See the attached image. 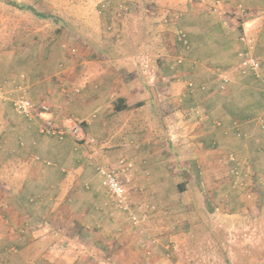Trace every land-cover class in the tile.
Masks as SVG:
<instances>
[{
    "label": "crops",
    "instance_id": "obj_1",
    "mask_svg": "<svg viewBox=\"0 0 264 264\" xmlns=\"http://www.w3.org/2000/svg\"><path fill=\"white\" fill-rule=\"evenodd\" d=\"M87 1L59 2L62 12L48 28L40 24L20 34L19 45L0 46V88L9 92L0 98V264H158L159 246L134 230L93 173L97 161L112 159L119 167L121 157L131 163L120 167L129 198L147 210L157 201L167 213L194 178L214 182L221 141L248 153L235 133L262 129L264 142V92L258 90L259 100L243 95L257 94L256 84H264V0H178L186 9L180 19L189 38L188 45L180 41L185 52L168 48L156 65L154 37L148 36V49L136 54L151 57L144 66L152 76L130 82L119 73L127 69L123 21L114 23L115 38L122 35L119 52L108 53L114 0L103 12L101 0ZM35 5L55 10L43 0ZM243 35L254 40L261 76L240 72ZM212 69L235 72L226 92L218 77L213 91L188 87L184 76ZM22 93L50 102L53 112L45 117L57 123L79 120L82 138L42 133L41 118L16 111L13 97ZM249 147L253 151L254 140Z\"/></svg>",
    "mask_w": 264,
    "mask_h": 264
},
{
    "label": "rangeland",
    "instance_id": "obj_2",
    "mask_svg": "<svg viewBox=\"0 0 264 264\" xmlns=\"http://www.w3.org/2000/svg\"><path fill=\"white\" fill-rule=\"evenodd\" d=\"M43 1L53 6L55 4L54 11L56 12L50 11L48 6L44 8L35 5L36 2H42V0H0V46L19 45L24 41L20 34H29L40 24L44 25L45 29L48 28L47 24L53 20L51 18H55L62 12L59 2H78V0ZM134 1L142 4L138 7L132 3ZM134 1L114 0L113 14L107 18L109 20L108 33H113L108 39L110 42L108 53L111 56L116 57L118 54L116 43L122 36L120 34L117 39L115 38L116 22L123 21L124 26H121V30L123 28L127 32H124L123 36V47L126 52L124 66L127 69H123L119 73L128 82L137 77L146 80L149 78V73L152 76L151 70H147L148 67H146L151 57L144 56V54L148 55L147 52L141 53V56L136 54L140 48L148 49V36L154 37V40L150 41V47H155L153 50L156 55L152 61L156 65L161 64L165 50L176 47L177 51H175L178 52L181 48L180 41L186 45L184 43V39H186L188 45L189 40L187 34H185V38L180 35V31H185L180 24L182 14L186 12L183 7L184 2L179 3L178 0ZM11 2L12 4H10ZM99 2H102L100 8L103 12L106 10L103 4L106 6L109 3L105 2L111 1L101 0ZM5 3H8L7 6ZM63 12H67L64 7ZM69 12L71 13V11ZM4 17L8 19L5 21ZM132 17H135L134 21ZM133 33H135L134 37ZM184 50L182 51L185 52ZM32 57L35 59V55ZM145 63L146 66H144ZM139 65L144 66L145 70L142 67L138 69ZM219 71L227 72L230 81L234 78V71L223 69L201 72L200 77L197 75L198 72L196 75L188 74L184 77L187 79V83H193L192 86H188L192 90L197 87H205L207 91L204 92H208L216 89L214 85L217 84ZM240 72L242 75L247 73V71ZM261 75L262 72L259 70L258 76ZM155 78L158 76L156 75ZM200 83H204V86L201 87ZM218 85L221 88L220 84ZM227 85L224 89L221 88L222 90L226 89L225 92ZM256 85L257 94H243L245 98L259 100L263 97L260 93L264 92L263 82ZM4 90L8 91V89ZM193 95L203 97L204 94L195 91ZM229 105L233 104L230 102ZM260 119L263 118L257 119L259 125H261ZM261 132L263 130L259 131L258 129L256 133H242L241 136L235 133L237 140L248 146V153L221 141L219 145L221 153L219 154L222 166L217 174L212 176L214 182L208 179L206 183L194 178L189 186L190 189L182 193L179 198L174 199L173 211L167 213L160 211L162 208L156 205L157 201L152 202L155 207L150 204L148 210L146 209L148 206H142L140 210H146L144 213L147 215V211L153 210V212L146 216L140 225L133 224L126 211L138 235L144 240L149 239L150 242H154V246H159V248L157 247L159 249V251L157 249L158 264H264V142ZM82 136L81 134V138ZM90 139L88 140L90 141ZM252 140L255 141L253 151L249 147ZM94 144H98V141L94 140ZM117 158L122 159L121 157ZM97 162L98 164L111 165L112 159L103 158ZM93 173L98 174L97 170ZM129 200L135 207L140 205L139 202H134L130 198ZM144 207L146 208L144 209Z\"/></svg>",
    "mask_w": 264,
    "mask_h": 264
},
{
    "label": "built area",
    "instance_id": "obj_3",
    "mask_svg": "<svg viewBox=\"0 0 264 264\" xmlns=\"http://www.w3.org/2000/svg\"><path fill=\"white\" fill-rule=\"evenodd\" d=\"M180 35L182 38H185L184 32L180 31ZM241 40L245 43L246 47L240 52V70L243 72L251 71L258 75L259 63L252 52L254 40L253 38H249L245 35L241 36ZM184 43L186 44V39H184ZM217 77L220 80V87L222 89H224L225 85L230 82L228 73L225 71H219ZM188 85L192 86L193 83L190 82ZM4 89V86L0 88V98L5 97L6 93H9ZM13 104L19 114L31 119L36 117L41 118L42 122L40 125V131L44 134L57 136L59 138H63L66 134H73L75 136L81 134L80 121L77 119H74L73 121L57 123L52 115L45 117V115L52 114L53 112V105L47 101L34 102L26 95L21 94L13 98ZM260 124L263 125V119H260ZM90 142H94V138H91ZM118 165L119 167L116 165L98 164L96 165V170L102 178L103 185L112 194L116 205L121 210L127 211L129 213L133 224L140 225L147 216V214L144 213L146 210L141 212L143 214L138 213L140 207H135L129 200L127 196V189L120 177V167H131L132 164L122 158L119 160Z\"/></svg>",
    "mask_w": 264,
    "mask_h": 264
},
{
    "label": "trees",
    "instance_id": "obj_4",
    "mask_svg": "<svg viewBox=\"0 0 264 264\" xmlns=\"http://www.w3.org/2000/svg\"><path fill=\"white\" fill-rule=\"evenodd\" d=\"M37 15H39V14H37ZM40 15L43 16V14H40ZM116 109H117V110H120L121 107H120V106H117ZM178 185H179V190H180L181 192H183V191H184V190H183V186L180 185V183H179Z\"/></svg>",
    "mask_w": 264,
    "mask_h": 264
}]
</instances>
